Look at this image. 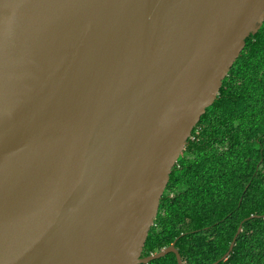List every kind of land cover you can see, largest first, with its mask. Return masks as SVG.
I'll return each instance as SVG.
<instances>
[{"label":"water","instance_id":"water-1","mask_svg":"<svg viewBox=\"0 0 264 264\" xmlns=\"http://www.w3.org/2000/svg\"><path fill=\"white\" fill-rule=\"evenodd\" d=\"M263 23L264 0H0V264H183L143 252Z\"/></svg>","mask_w":264,"mask_h":264},{"label":"trees","instance_id":"trees-1","mask_svg":"<svg viewBox=\"0 0 264 264\" xmlns=\"http://www.w3.org/2000/svg\"><path fill=\"white\" fill-rule=\"evenodd\" d=\"M175 242L183 264H264V23L194 128L143 255ZM148 264L179 263L171 252Z\"/></svg>","mask_w":264,"mask_h":264}]
</instances>
